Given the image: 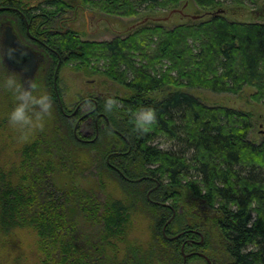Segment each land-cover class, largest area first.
I'll return each instance as SVG.
<instances>
[{
    "label": "trees",
    "instance_id": "obj_1",
    "mask_svg": "<svg viewBox=\"0 0 264 264\" xmlns=\"http://www.w3.org/2000/svg\"><path fill=\"white\" fill-rule=\"evenodd\" d=\"M79 1L107 15L165 8L190 20L166 27L169 16L146 17L128 36L97 42L60 25L76 0H0V22L15 16L50 50L37 88L54 101L46 126L20 142L7 119L11 96L0 98V264H25L24 248L35 264H209L199 253L213 264H264V141L250 138L251 113L191 93L252 87L264 99V23L227 19L220 8L234 0H193L208 12L192 16L183 0ZM58 58L126 94L112 96L111 109L108 97L80 119L65 114L53 92ZM145 105L157 120L138 134L134 113ZM191 199L215 213L209 228ZM183 249L193 254L185 262Z\"/></svg>",
    "mask_w": 264,
    "mask_h": 264
},
{
    "label": "rangeland",
    "instance_id": "obj_2",
    "mask_svg": "<svg viewBox=\"0 0 264 264\" xmlns=\"http://www.w3.org/2000/svg\"><path fill=\"white\" fill-rule=\"evenodd\" d=\"M45 1L46 0H22L24 6L29 8L38 7ZM183 7H185L184 13L191 16L202 15L208 12V10L199 8L193 0H183L179 4L178 8L183 9ZM220 9L222 10V14L230 21L264 23V0L227 1L226 5ZM141 11V15L134 17L107 15L97 12L91 7L81 6L80 1L76 0V3H74V8L68 11L65 17L66 24L63 25L62 28L65 30L71 29L78 32L83 40L103 42L118 36H128L132 31L137 29L133 26L137 25L146 17L164 18L169 16L167 21L160 22L166 27H173L178 24L187 23L190 20L179 13L170 15V10L165 8L158 9L153 15L146 14L143 8H141ZM215 11L220 12V10L217 9ZM18 14L21 16L22 11L18 10ZM92 15H94L93 18ZM5 16L13 22L15 28L24 38L28 37L25 34L28 32L30 33L29 27H27L26 31L24 32L20 30V26L17 24L18 21H14L15 16L7 13ZM209 17L210 16L207 15L198 20H207ZM2 22L3 20L0 22V26L2 25ZM136 27H138V25ZM42 44L41 46H43ZM52 58L53 57L51 56L48 61L49 65L50 62H52ZM54 65L55 72L53 77V92L56 94L61 110L67 115H74L78 112L77 118H79L83 114L81 109L79 111V108L82 107L86 100H91L92 102L97 103L101 99H107L108 97H112L116 94H126V90L123 87L107 80L105 77H100L93 74L87 75L85 71L77 70L74 67V64L63 65L61 58H58ZM2 67L3 66L0 65V69H2ZM41 73L39 75L42 78L44 74L41 75ZM42 91H44V89ZM254 92L255 89L252 87H246L240 94L216 93L206 88H197L191 91V93L195 94L197 98L206 105L226 106L251 113L253 131L250 138L256 142H261L264 141V99L258 100L254 98L252 96ZM5 93L6 90L0 87V98ZM84 134L86 136L92 134V129L90 126H87ZM158 141L162 142L161 145L163 146L168 145V142H166L164 138H159ZM65 182H67V180L64 178L62 184H65ZM186 202L193 205V211L195 215L198 216V223L201 226L200 228H209V225L212 224L210 220L216 216L215 213L211 212L206 207L204 202L194 199ZM182 204L185 205L184 203ZM24 249L25 254L28 255V259L25 264H35L32 250L30 248ZM224 261L226 260L218 261L216 264H222ZM191 264L205 263L196 261Z\"/></svg>",
    "mask_w": 264,
    "mask_h": 264
},
{
    "label": "clouds",
    "instance_id": "obj_3",
    "mask_svg": "<svg viewBox=\"0 0 264 264\" xmlns=\"http://www.w3.org/2000/svg\"><path fill=\"white\" fill-rule=\"evenodd\" d=\"M17 49L5 50L0 46V87L11 96L12 106L7 113L9 124L18 132L20 142L30 141L35 134L46 126L53 116L54 101L46 91H40L34 79L25 78L20 72L11 70L5 63V56L15 58ZM22 55L24 53H21ZM117 104L115 97H109L106 101L108 109ZM157 120V109L152 105L140 107L134 113L135 129L138 134L147 133Z\"/></svg>",
    "mask_w": 264,
    "mask_h": 264
},
{
    "label": "water",
    "instance_id": "obj_4",
    "mask_svg": "<svg viewBox=\"0 0 264 264\" xmlns=\"http://www.w3.org/2000/svg\"><path fill=\"white\" fill-rule=\"evenodd\" d=\"M182 12V10H173L171 12ZM202 16H193V18H201ZM167 19V18H165ZM3 31V47L5 50L8 48H16L17 52L15 58L10 56H5V62L8 63L9 67L13 70H23L29 78H32L38 67V60L41 58V54H37L30 50L27 46L24 45L21 38L17 35L14 26L11 22H6L1 27ZM21 53H24L23 55ZM193 254H186L183 249L184 262L188 257H191ZM206 258L209 264H213L212 261L205 255L200 254Z\"/></svg>",
    "mask_w": 264,
    "mask_h": 264
},
{
    "label": "flooded vegetation",
    "instance_id": "obj_5",
    "mask_svg": "<svg viewBox=\"0 0 264 264\" xmlns=\"http://www.w3.org/2000/svg\"><path fill=\"white\" fill-rule=\"evenodd\" d=\"M93 16L94 15H92V18H93ZM6 22H11V20H9L8 18H5L4 20H3V22H2V25H1V27L3 26V24L4 23H6ZM11 23H13V22H11ZM66 24V19L65 18H63L62 19V21L60 22V25L63 27V25H65ZM13 26H14V29H15V31H16V33H17V35L21 38V40H22V42L24 43V45L25 46H27L30 50H32L33 52H35V53H37V54H41V58L38 60V67H37V70H36V72H35V74H34V76L32 77V78H29V76L23 71V70H15L14 69V71H17V72H20L21 74H22V77L23 78H25V81H26V84H27V80L28 79H34V82L37 84V82H38V80H37V76L41 73V71H43V70H45V68H47V66L49 65L48 63V61H49V59L51 58V52H50V50L44 45V43L43 42H41L40 40H38L37 38H35V37H33V36H29V38L28 37H26V38H24L20 33H19V31L15 28V25L13 24ZM27 27H29V26H27ZM1 30H2V28H1ZM28 34H30L29 32H28ZM2 39H3V31H2ZM1 39V46H3V40ZM43 43V44H42ZM41 44L43 45V46H45L46 47V49H45V47H43V46H41ZM6 63V62H5ZM7 65H8V63H6ZM8 67H9V65H8ZM10 68V67H9ZM11 70H13L12 68H10ZM98 104V102L97 103H94V102H92L91 100H86L84 103H83V105H82V107H80L79 108V111H80V109H81V111H82V113L83 112H85V111H88L90 108H91V105H97ZM74 115H78V112L76 113V114H74ZM81 117V116H80ZM80 117H79V119H80ZM96 119V118H95ZM98 120L99 119H96L95 121H96V124H97V122H98Z\"/></svg>",
    "mask_w": 264,
    "mask_h": 264
}]
</instances>
